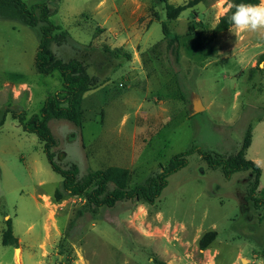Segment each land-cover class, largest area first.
Masks as SVG:
<instances>
[{"label": "rangeland", "instance_id": "rangeland-1", "mask_svg": "<svg viewBox=\"0 0 264 264\" xmlns=\"http://www.w3.org/2000/svg\"><path fill=\"white\" fill-rule=\"evenodd\" d=\"M22 1L45 2L49 20L68 32L66 44L51 45L58 58L67 61L86 45L96 49L88 73L100 83L83 98L81 128L66 120L48 123L57 165L75 164L80 176L126 168L132 188L191 147L234 155L250 130L245 158L261 162L264 190V64L249 73L264 52V30L228 29L199 66L182 53L176 62L165 51L162 23L178 35L191 21L198 31L210 30L225 13L222 0H203L173 21L155 0ZM38 42V27L0 19V264L16 263V248L1 242L8 218L20 239V264H264V206L255 209L246 200L253 176L225 179L197 152L167 178L154 205L124 201L78 216L84 199L63 190L42 143L14 117L39 115L48 96H63L59 72L35 71ZM196 97L205 109L191 115ZM209 231L217 237L200 250L198 241Z\"/></svg>", "mask_w": 264, "mask_h": 264}, {"label": "trees", "instance_id": "trees-1", "mask_svg": "<svg viewBox=\"0 0 264 264\" xmlns=\"http://www.w3.org/2000/svg\"><path fill=\"white\" fill-rule=\"evenodd\" d=\"M155 1L164 4L166 19L173 21L184 10L193 9L203 0H188L187 3L178 6L168 3L167 0ZM230 2L255 5L259 4L260 0H230ZM231 11L224 13L215 26L207 31H198L199 25L191 21L188 31L183 35H178L172 33L167 25L162 23L165 51L173 54L176 62L179 61L182 53L196 65L203 66L215 53V48L212 45L214 41L230 28L228 16L231 15ZM50 15L51 12L45 2L27 4L22 0H0V19L16 20L29 28H39V42L34 59L35 71L43 75L57 71L61 75L63 96L59 94L48 96L39 115L35 114L26 119L24 114L20 113L14 117L22 126L23 131L35 135L42 143L43 152L51 170L61 177L63 190L71 196L84 199L83 205L77 211L78 216H82L85 212L95 215L99 208H113L117 203L124 201L154 205L167 185V178L183 169L187 165L188 156L194 152H197L210 168H220L225 179H229L235 173L249 172L253 178L249 183L246 200L251 201L255 209L264 206V190H259L261 169L256 163L245 158L246 151L251 144L250 130L246 131L242 143L234 155L220 156L201 152L191 147L174 155L167 165L160 166L155 175L132 188L128 187L130 172L126 168L111 166L103 170H91L84 176H80L79 169L75 164L66 165L65 168L57 165L52 152L57 144L48 127L49 121L66 120L81 128L83 98L86 93L96 89L100 81L96 75L88 73L90 67L88 57L90 52L96 50L91 46L86 45L78 51V54L67 61L58 58L53 53L51 45L66 44L69 40V34L60 26L53 24L49 20ZM101 52L108 53L106 48ZM123 58L124 61H128L131 56L125 52ZM261 63L264 64V52L258 56L256 65L250 68L251 77L255 71L260 70L259 65ZM3 122L4 117L0 120V126ZM61 198L62 194L56 190L55 200L60 201ZM261 219L264 222V214ZM5 225L6 228L1 233L2 244L17 248L18 240L13 235L9 218L5 220ZM216 237L215 231L204 233L198 241L199 249L205 250Z\"/></svg>", "mask_w": 264, "mask_h": 264}, {"label": "clouds", "instance_id": "clouds-1", "mask_svg": "<svg viewBox=\"0 0 264 264\" xmlns=\"http://www.w3.org/2000/svg\"><path fill=\"white\" fill-rule=\"evenodd\" d=\"M223 4H226L224 12L231 11V15L228 16V23L230 25L229 31L233 33H246V32H260L264 30V0H260L259 4H235L230 0H222ZM257 165H260V161H256Z\"/></svg>", "mask_w": 264, "mask_h": 264}, {"label": "water", "instance_id": "water-1", "mask_svg": "<svg viewBox=\"0 0 264 264\" xmlns=\"http://www.w3.org/2000/svg\"><path fill=\"white\" fill-rule=\"evenodd\" d=\"M191 106H192L191 115L203 110V106L201 105L198 97H196V99L194 100L193 99L191 100Z\"/></svg>", "mask_w": 264, "mask_h": 264}, {"label": "bare ground", "instance_id": "bare-ground-1", "mask_svg": "<svg viewBox=\"0 0 264 264\" xmlns=\"http://www.w3.org/2000/svg\"><path fill=\"white\" fill-rule=\"evenodd\" d=\"M14 261H15L17 264H20V263H21V257H20V251H19V249H16V251H15ZM16 263H15V264H16Z\"/></svg>", "mask_w": 264, "mask_h": 264}, {"label": "crops", "instance_id": "crops-1", "mask_svg": "<svg viewBox=\"0 0 264 264\" xmlns=\"http://www.w3.org/2000/svg\"><path fill=\"white\" fill-rule=\"evenodd\" d=\"M23 85H25V84H23ZM93 91V90H92ZM92 91H89L90 93L92 92ZM86 95V94H85ZM194 100V99H193ZM205 109V107H203V110ZM17 240H18V244L20 243V239L19 238H17ZM19 250H20V253H21V249H20V247L18 248ZM20 257H21V255H20Z\"/></svg>", "mask_w": 264, "mask_h": 264}]
</instances>
